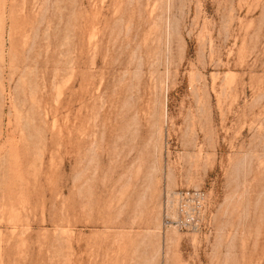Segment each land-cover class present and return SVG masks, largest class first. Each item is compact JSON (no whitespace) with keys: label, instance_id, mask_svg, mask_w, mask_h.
I'll use <instances>...</instances> for the list:
<instances>
[{"label":"rangeland","instance_id":"1","mask_svg":"<svg viewBox=\"0 0 264 264\" xmlns=\"http://www.w3.org/2000/svg\"><path fill=\"white\" fill-rule=\"evenodd\" d=\"M0 264H264V0H0Z\"/></svg>","mask_w":264,"mask_h":264},{"label":"built area","instance_id":"2","mask_svg":"<svg viewBox=\"0 0 264 264\" xmlns=\"http://www.w3.org/2000/svg\"><path fill=\"white\" fill-rule=\"evenodd\" d=\"M197 199H199L198 194L193 195V197L190 196L189 194H179L178 195V203H180V206H183L186 201L192 202V201H195Z\"/></svg>","mask_w":264,"mask_h":264}]
</instances>
